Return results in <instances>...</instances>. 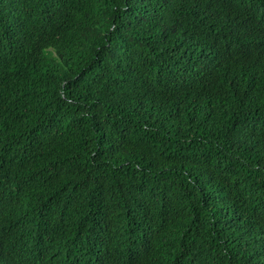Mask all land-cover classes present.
I'll return each mask as SVG.
<instances>
[{
    "label": "trees",
    "instance_id": "16d2710c",
    "mask_svg": "<svg viewBox=\"0 0 264 264\" xmlns=\"http://www.w3.org/2000/svg\"><path fill=\"white\" fill-rule=\"evenodd\" d=\"M0 264H264V0H0Z\"/></svg>",
    "mask_w": 264,
    "mask_h": 264
}]
</instances>
